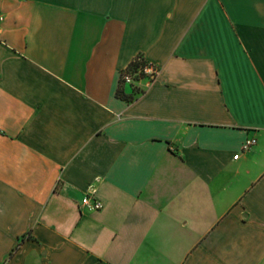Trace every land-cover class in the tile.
Here are the masks:
<instances>
[{
    "label": "crops",
    "instance_id": "obj_1",
    "mask_svg": "<svg viewBox=\"0 0 264 264\" xmlns=\"http://www.w3.org/2000/svg\"><path fill=\"white\" fill-rule=\"evenodd\" d=\"M0 12V264H264V0Z\"/></svg>",
    "mask_w": 264,
    "mask_h": 264
},
{
    "label": "built area",
    "instance_id": "obj_2",
    "mask_svg": "<svg viewBox=\"0 0 264 264\" xmlns=\"http://www.w3.org/2000/svg\"><path fill=\"white\" fill-rule=\"evenodd\" d=\"M3 21V15L0 12V23ZM137 65L127 68L120 74V84L136 88L140 82L145 83V87H148L158 76L159 69L153 64L144 61L142 58L136 59ZM256 144L254 138L247 139L241 146V151H248L252 146ZM238 155L234 156L237 159ZM81 206L88 211H96L101 209L102 205L100 201L94 196V194L87 193L81 200Z\"/></svg>",
    "mask_w": 264,
    "mask_h": 264
},
{
    "label": "trees",
    "instance_id": "obj_3",
    "mask_svg": "<svg viewBox=\"0 0 264 264\" xmlns=\"http://www.w3.org/2000/svg\"><path fill=\"white\" fill-rule=\"evenodd\" d=\"M135 65H137L136 60H135L134 62H132V64H131L128 68H130V67H132V66H135ZM117 95H118L120 98H123V99H126V100L129 101V98L124 97L123 95H121L120 92H118Z\"/></svg>",
    "mask_w": 264,
    "mask_h": 264
}]
</instances>
